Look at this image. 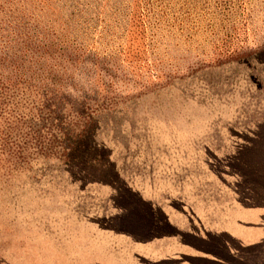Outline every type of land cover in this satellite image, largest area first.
<instances>
[{
	"label": "rangeland",
	"instance_id": "1",
	"mask_svg": "<svg viewBox=\"0 0 264 264\" xmlns=\"http://www.w3.org/2000/svg\"><path fill=\"white\" fill-rule=\"evenodd\" d=\"M1 1L7 23L33 9L56 35L68 30L60 44L84 57L74 85L46 108L61 114L53 127L68 130L69 156L50 145L46 153L47 140L30 135L0 141V219L29 207L18 200L26 189L13 168H72L114 182L122 200H142L145 187L157 199H179L195 227L246 218L264 231V207L249 190L264 177V0ZM11 92L4 102L15 107ZM123 179L136 182L135 194Z\"/></svg>",
	"mask_w": 264,
	"mask_h": 264
},
{
	"label": "crops",
	"instance_id": "2",
	"mask_svg": "<svg viewBox=\"0 0 264 264\" xmlns=\"http://www.w3.org/2000/svg\"><path fill=\"white\" fill-rule=\"evenodd\" d=\"M19 172L24 179L14 183L26 191L18 200L29 207L0 219L8 222L7 231L0 223V264H228L224 255L232 253L215 244L217 236L224 233L219 241H226L227 234L233 235L244 244L264 237L240 230L237 221L218 229L202 227L197 219L196 228L182 201L157 199L152 187L144 186L140 201L122 200L114 182L86 171ZM122 181L136 193V182Z\"/></svg>",
	"mask_w": 264,
	"mask_h": 264
},
{
	"label": "trees",
	"instance_id": "3",
	"mask_svg": "<svg viewBox=\"0 0 264 264\" xmlns=\"http://www.w3.org/2000/svg\"><path fill=\"white\" fill-rule=\"evenodd\" d=\"M1 2L0 11L3 10V4L5 3L4 1ZM18 13H20V18H12V24L10 22L7 23L4 18L0 17V31L2 27H4V24H6L8 30H5L4 39L9 40L8 42L3 39V36L0 37L1 41L4 40V44L0 46V71L2 73H7L5 76L4 74H0V141L4 140L9 132L17 140L23 138V136L30 135L33 139H36V142H38V139L40 141V138L47 140L46 142L48 143L51 142L50 144H45L46 153L49 149L47 145H50L53 146L56 151L61 149V151H63L61 155L66 156L71 149L67 148L69 144L66 145L64 142V135H67L68 130H63L62 128L54 130L53 122L56 117L61 114H58L56 111L54 112L50 108H46L51 106L50 103L55 101V99H52L58 97L60 91L65 92L64 88L66 84H71V86L74 85V82L72 83L70 81H73L72 77L77 73L78 63L81 62L79 58L81 56L84 57V55L78 52L77 48H73L71 44L65 47L60 44V38H62V36H66L67 40L68 30L63 34L56 35L51 29L43 26L44 23L41 21L43 15L39 18H37L38 16H33V9L25 7L19 9ZM131 51L132 50L126 51L125 56L129 59L133 57ZM9 73L12 74L9 75ZM14 90L17 92L11 93L17 94L19 99L15 107L12 102H4V95ZM40 105H42V108H39ZM2 112L10 114L11 117L7 118L5 113L2 114ZM80 115H82L81 112ZM18 121L22 124L25 123L26 126L24 127L22 125L18 127ZM43 121H45L46 126L43 125L42 129L47 127L48 130L39 133L38 131L40 130L37 124ZM44 135H48L49 137L45 136L44 138ZM58 137L63 138H61V141H58L59 143H53L57 141L56 139ZM74 139L75 137L73 140ZM42 142L44 145L45 141L42 140L41 143ZM43 151L45 150H42V152ZM255 166H257V164ZM14 169H18V171ZM37 169L39 168H13L15 173H18L17 175H22L23 173L19 172L22 170ZM113 171L116 176L119 175L117 169ZM103 172L106 173L105 170H103ZM257 179L261 182L259 185L260 187H255V184L251 183L249 184L251 185L249 186V190L251 194L255 193L257 195L256 197L259 200L258 205L264 207V177L259 176ZM255 189H257L256 192ZM247 200L249 201L250 199ZM245 209H247V207H245ZM246 220L245 218L243 222L241 221V224L238 223L241 228L240 230H246L247 228V230L255 233L256 236H261V234L264 233V231H260V227L256 226L255 222H251V220H248V226H245L244 223ZM226 236V241L217 240L215 244H217V246L219 244L221 249L232 253V255H227L228 264H264V256L259 258V260L255 257V255L264 250V237L254 242L255 244L260 243L262 245L259 244L256 247H251L252 244H244L239 238L233 235L227 234ZM233 239L237 243L231 245L230 243ZM243 247H246V249Z\"/></svg>",
	"mask_w": 264,
	"mask_h": 264
}]
</instances>
